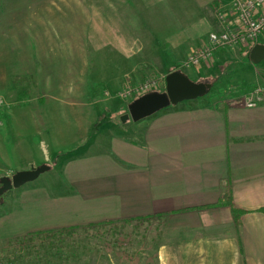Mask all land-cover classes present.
Segmentation results:
<instances>
[{"label": "crops", "instance_id": "obj_1", "mask_svg": "<svg viewBox=\"0 0 264 264\" xmlns=\"http://www.w3.org/2000/svg\"><path fill=\"white\" fill-rule=\"evenodd\" d=\"M232 1L0 0V91L11 85L15 71L64 69L68 55L78 56L77 74L86 80L76 76L74 85L93 87L75 97L46 93L40 107L16 106L18 134L45 150L53 140L38 134H71L55 139L57 150L72 145L81 150L61 158L92 161L75 172L64 170L75 182L68 195L90 200L91 213H106L93 221L171 225L172 243L188 247V264H264V101L234 105L204 95L105 131L97 121L120 111L94 110L99 99L91 93L100 85L117 90L136 71L165 79L181 68L192 79L209 78L206 63L194 66L199 72L186 59L221 26L219 10L224 21L237 23ZM258 42H264V33ZM240 49L250 53L251 47ZM220 50L218 59L231 52L219 55ZM249 59L253 85L264 86V59ZM89 108L96 114L90 126L78 119L67 127L45 121L57 117L56 110L61 118H87ZM53 220L45 225L63 226ZM87 222L92 221L70 224ZM184 233L187 238H181Z\"/></svg>", "mask_w": 264, "mask_h": 264}, {"label": "rangeland", "instance_id": "obj_2", "mask_svg": "<svg viewBox=\"0 0 264 264\" xmlns=\"http://www.w3.org/2000/svg\"><path fill=\"white\" fill-rule=\"evenodd\" d=\"M242 47L243 45L238 44L221 49L219 55L226 51L231 52L223 57L220 56L219 59L214 55L206 62L204 69L210 72L208 77L213 82L210 92L206 95H210L213 99L219 97L226 102L232 97L251 95L256 86L252 83L253 71L250 69L252 62H248L249 52L247 50L243 52L240 49ZM68 57V63L62 66H65L64 69L15 71L11 85L2 87L0 91V98L4 100L0 104V186L2 176L12 177L17 170L32 165L51 164V168L42 172L36 179L0 194V264H188L187 245L173 244L171 225H161L155 221L121 219L91 230L80 229L73 234L62 236L57 234L52 237L54 239L45 236L44 238L41 235L30 236L28 233L34 228L51 226L45 225L49 223L48 219L66 225L93 221L106 215L100 211L91 213L87 210L90 200H82L77 195H68V192H73L75 189L73 184L75 182L67 179L64 170L75 172L89 166L92 161L90 158H74L76 154L67 156L69 159L74 158L72 160L66 161L64 157L61 158L68 155L67 151L81 150L75 145L67 150H57L59 143L55 139L71 138V134H38L37 136L41 138L45 136L53 140L52 144L48 145V150H45L38 141L28 143L25 140L27 135L18 134L19 130H17L19 123L16 122L15 113L19 108L16 106L33 104L40 107L47 97L46 93L75 97L80 96L81 91L89 92L93 88L87 85L83 87L74 85L76 76L82 78L83 74H77L78 56L68 55ZM79 66L81 67V64ZM190 68L194 71H202L198 67L190 66ZM127 78L125 84L117 90L103 85H100L99 89L94 88L91 94L94 97L97 95L99 99V102L94 101V110L109 108L120 111L114 117H101L95 126L102 127L105 131L113 128L111 126L115 124H118V128L128 126L134 120L130 118L124 121L121 116L128 111L129 103L139 96L138 91L134 90L133 94L128 90L147 80H156L154 90H164L166 85V80L155 72L144 74L142 71H136ZM81 81L86 80L83 77ZM65 83L67 85H61ZM225 83H231L230 85L236 86L237 89L233 90L234 86L227 89ZM72 105L67 104L68 113ZM88 111L91 114L82 119L72 116L61 118L59 111L56 110L57 117L46 118L45 121L52 127H67L74 126V122L78 119L85 126H90L92 121L96 120L93 117L96 114L94 111L91 112V108ZM92 136H94L93 132L84 135L85 139ZM59 195L65 197L57 198ZM102 211L109 212L110 209ZM180 236L187 238L186 233ZM51 241H54V247ZM57 247L62 253H54L58 250ZM47 250L49 251L46 253ZM182 253L184 254L181 255Z\"/></svg>", "mask_w": 264, "mask_h": 264}, {"label": "built area", "instance_id": "obj_3", "mask_svg": "<svg viewBox=\"0 0 264 264\" xmlns=\"http://www.w3.org/2000/svg\"><path fill=\"white\" fill-rule=\"evenodd\" d=\"M232 5L238 14L237 23L224 21V14L219 10L222 24L219 28L211 30L205 42L196 47L187 57L186 64L199 66L214 57L219 49H225L238 44L252 47L259 41L264 33V0H233ZM156 80H147L137 87L130 88L129 93L134 90L138 95L154 90ZM134 94V93H133ZM4 100L0 98V104ZM264 101V86L256 84L251 95L232 97L227 102L234 105H256Z\"/></svg>", "mask_w": 264, "mask_h": 264}, {"label": "water", "instance_id": "obj_4", "mask_svg": "<svg viewBox=\"0 0 264 264\" xmlns=\"http://www.w3.org/2000/svg\"><path fill=\"white\" fill-rule=\"evenodd\" d=\"M249 56L258 63L264 59V42L255 43ZM164 90H152L134 98L128 105V111L122 114L124 121L132 118L135 121L149 117L157 111L170 105L179 104L185 100L196 99L210 92L213 82L209 78L193 80L181 68L170 70L165 77ZM51 168L48 163L32 165L29 168L17 170L12 177L2 176L0 194L13 187H19Z\"/></svg>", "mask_w": 264, "mask_h": 264}, {"label": "trees", "instance_id": "obj_5", "mask_svg": "<svg viewBox=\"0 0 264 264\" xmlns=\"http://www.w3.org/2000/svg\"><path fill=\"white\" fill-rule=\"evenodd\" d=\"M147 217L148 216L143 217V218L146 219ZM114 221L115 220H112V219H103V220L92 221V222L83 223V224L76 223V224L63 225V226H52V227H45V228H34L31 231H29L28 233L30 234V236L31 235H41L43 237L45 236L47 238L54 239L52 237H55V235H57V234H59L60 236H62V235L73 234V233L79 231L80 229H83V230H91V229H95V228H98V227L102 226V224L109 223V222H114ZM51 242L53 244L54 241H51ZM54 246L55 245L53 244V247ZM57 249L58 250L55 251L54 253H59V252L62 253V251H60L59 247H57ZM48 251L49 250H47L46 253Z\"/></svg>", "mask_w": 264, "mask_h": 264}]
</instances>
